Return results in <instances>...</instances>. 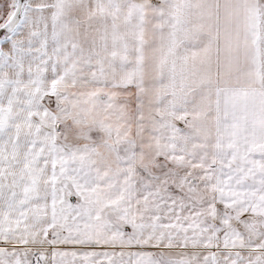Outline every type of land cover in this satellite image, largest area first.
Masks as SVG:
<instances>
[{
    "label": "snow or ice",
    "instance_id": "1",
    "mask_svg": "<svg viewBox=\"0 0 264 264\" xmlns=\"http://www.w3.org/2000/svg\"><path fill=\"white\" fill-rule=\"evenodd\" d=\"M0 264H264V0H0Z\"/></svg>",
    "mask_w": 264,
    "mask_h": 264
}]
</instances>
